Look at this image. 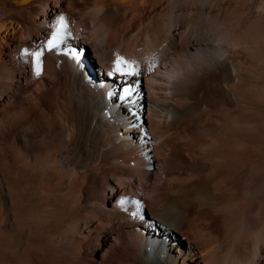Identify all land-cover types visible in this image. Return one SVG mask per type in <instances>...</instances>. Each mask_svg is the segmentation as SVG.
<instances>
[{"label": "bare ground", "instance_id": "bare-ground-1", "mask_svg": "<svg viewBox=\"0 0 264 264\" xmlns=\"http://www.w3.org/2000/svg\"><path fill=\"white\" fill-rule=\"evenodd\" d=\"M52 1L64 0H0V61L11 62L0 67V111L18 108L1 118L0 264H15V249L42 246V229L16 231L13 203L27 184L5 167L22 156V145L48 133L70 142L56 157L70 177L114 182L71 216L76 232L100 223L103 245L118 233L103 260L264 264V0H72L63 13L64 44L73 49L68 122L57 121V109L46 110L41 97L39 108L27 103L19 83L34 68L24 21L52 35L60 20L33 14ZM51 53L62 60L59 50ZM120 58L137 75L115 71Z\"/></svg>", "mask_w": 264, "mask_h": 264}, {"label": "rangeland", "instance_id": "rangeland-1", "mask_svg": "<svg viewBox=\"0 0 264 264\" xmlns=\"http://www.w3.org/2000/svg\"><path fill=\"white\" fill-rule=\"evenodd\" d=\"M71 2L72 0H64L62 5H58L55 1L47 3L46 5L38 4L35 6L33 12L34 17L36 20L47 18L48 16L51 21L60 20L61 16L65 14L67 9L70 10ZM259 2L260 0H257L255 6ZM227 6V4L223 5V9L226 10ZM255 6L253 8L254 10L256 8ZM44 8L47 10V14H44ZM27 23L24 21L25 30L30 41L34 42V51L43 48L51 35L48 33L46 34L41 30L38 32V29H36L34 25L30 26V23ZM80 24L81 23L74 24L72 31L73 34L78 35L77 32L80 29ZM101 24V20L93 25L90 24L87 28V35L90 33V35H92L97 28L99 29L101 27ZM16 27L18 28L17 25ZM169 32L170 31H166L165 33L168 34L166 35L164 33L165 36L162 35V38H165L163 40L171 38ZM176 32H178V30ZM30 33L31 35H29ZM167 36L168 38H166ZM176 37L177 40L180 41V37H178V35H176ZM163 42L164 41H161L158 45L156 44L157 47L159 46V49H163L161 47L165 48ZM67 44L61 45L59 49V57L62 59L61 61H56L58 60L57 57H53L51 52L45 51L42 58V74L40 76L35 75L34 66L33 70L30 72V76H26V79L22 76L21 79H19V83L21 82V84L25 86L23 87L21 94L22 98L27 103H30V105L39 108L36 104L38 101L37 97H41L40 101L42 102L40 103H43L42 105L46 110L53 112V109H57V113L53 112V114H57L59 117H57V121L61 116V119L59 120H62L61 122H65L66 120V122H68L70 120L68 117V114L70 113V109H68L70 108V100L68 96L70 87L69 80L71 76L70 63L72 60L71 54L73 49L72 47L67 46ZM71 49L72 51H70ZM178 50L180 51V48H178ZM82 60L83 62H89L85 57H82ZM9 62L10 59L7 57L6 62H3V60L0 61V67L4 68L8 66L11 63ZM63 64L64 68H62ZM77 68L81 71L84 70L82 65H78ZM217 75H220L218 71H213V79H215ZM86 78L93 83L96 82L95 75L93 76L92 73L87 72ZM49 95H52L51 98H49ZM32 96H34L35 99ZM54 100H57V102ZM30 101L34 103L32 104ZM48 104L52 107H50V105L48 106ZM13 106L14 104L8 105L0 111V145H3L5 141V131L1 126L3 125L1 118L10 115L16 116L18 108ZM66 111L69 113H66ZM67 132L69 131L67 130ZM46 135L45 137L40 138L38 142L37 138H35L32 142L33 144L29 143L25 146L22 145V150H20L19 153L22 156H18L11 168L5 167V170H7L6 172L11 174V179L18 181L20 184H27L26 188L22 191V195L19 196V199H17L18 197L15 198L16 200L13 199L15 201L13 203L14 207L12 212L14 213L13 215L15 216V219L17 218L16 231H34L37 229H42L44 231L41 240L38 243V246L42 245L39 249L28 247H25L24 249V247H22L24 250L18 248L19 252L18 249H15V251L17 250L14 258L15 264H36V256L38 257L40 255L51 258L54 264H82V261L84 263L85 261L91 262L92 264H102V262H106L107 264H117L119 261L114 258L111 260L109 259L108 261L103 260L105 254H102L106 253L108 246L115 247V245H118V233L112 235L113 239L110 241L111 243L103 245L101 239V231L103 229L100 223L91 231L79 232L77 229L76 232V223H74V220H72L71 217L73 216L74 209L80 206L84 200L94 198L96 196L95 193L100 191L99 189H105L109 183L113 184L114 182L107 180L103 176H100L92 183L87 182L85 179H76L73 176L70 177V167H61L57 160V153L60 149H63L64 151L69 149L70 142L65 140L66 136L69 134L66 133L65 138L63 137L65 141L59 140L56 137L54 139V136L50 135V133H48L47 136ZM49 136H51L50 140H48ZM36 145L39 147H36ZM33 147L36 148L35 151ZM30 149L33 153L35 152L37 155L39 154L36 160H34L33 157H30V155L32 156V151ZM38 151H40V153H38ZM50 157L52 160L48 161ZM33 161L37 162L34 163ZM116 199L117 198L113 199V201H116ZM136 228L138 229V227H135V229ZM124 262L127 263L128 259L124 260Z\"/></svg>", "mask_w": 264, "mask_h": 264}, {"label": "snow or ice", "instance_id": "snow-or-ice-1", "mask_svg": "<svg viewBox=\"0 0 264 264\" xmlns=\"http://www.w3.org/2000/svg\"><path fill=\"white\" fill-rule=\"evenodd\" d=\"M67 28L68 26H67L65 18L61 16L60 22L56 30L51 35V37L48 39L45 46L34 52L26 53L27 55H30L33 58V62L35 66V75L40 76L42 74V70H43L42 58L44 56L45 51L52 52V51L59 50L61 45L65 43V39L69 35ZM127 63L128 62L124 61L122 58L118 59L116 61L115 71L123 72L124 75H137V72L134 68H132L129 71L124 70Z\"/></svg>", "mask_w": 264, "mask_h": 264}]
</instances>
